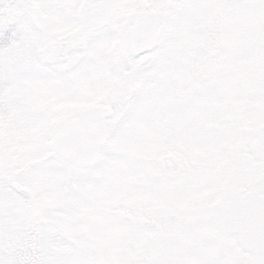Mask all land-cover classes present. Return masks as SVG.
I'll use <instances>...</instances> for the list:
<instances>
[{"label": "snow or ice", "instance_id": "snow-or-ice-1", "mask_svg": "<svg viewBox=\"0 0 264 264\" xmlns=\"http://www.w3.org/2000/svg\"><path fill=\"white\" fill-rule=\"evenodd\" d=\"M0 264H264V0H0Z\"/></svg>", "mask_w": 264, "mask_h": 264}]
</instances>
